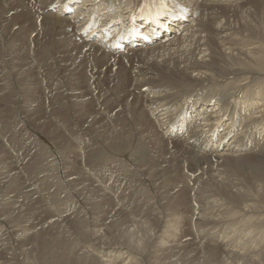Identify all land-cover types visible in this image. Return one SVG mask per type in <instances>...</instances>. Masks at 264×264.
<instances>
[{"label": "bare ground", "instance_id": "bare-ground-1", "mask_svg": "<svg viewBox=\"0 0 264 264\" xmlns=\"http://www.w3.org/2000/svg\"><path fill=\"white\" fill-rule=\"evenodd\" d=\"M53 1L16 0L6 8L4 5H0V11L3 12V18H5V23L0 21L5 25L1 26L0 23V28L7 31V35L5 36L3 31L0 30V57L4 60L21 58L28 61V64H31L33 61L31 59L33 51L38 56V52L40 51L41 53L44 51L46 54H49L51 51L53 55V51L56 52L54 48L61 45L65 50L64 54L67 59H86L85 61L82 60L84 65L80 70L83 76L95 72L97 66L92 65L95 62L98 64L104 61V64L112 60L117 66H122L125 61L123 71L139 93L135 99L138 98L140 101L137 109L133 110V112L130 110L132 113L130 117L127 116V118L129 117L128 125L126 127L123 126L125 128H119L118 132L112 129V131H106L107 133L105 132V134L100 132L105 140L103 139L104 145L102 143L104 154L100 159L101 163L98 167H88V171L86 172L84 165H82L83 152L85 151L75 148L77 150L74 149L73 151L75 152L74 158L79 159L80 164L77 165L75 160L71 164L69 163L70 165L67 166V169L70 176L81 177V179L76 181L77 184L82 180L88 181L89 178L87 176L91 177L92 175L91 181L86 187L88 192L83 197L81 196L80 199H77V202L82 207L85 201L95 200V197H98L97 195L90 197L91 193L97 194L98 192L100 193V190L111 193L112 200L110 203L100 206V215H103V217H117L123 236L131 232L137 239L147 238V245L144 249L140 250L135 245L128 243V241H121V239L101 243L90 240L89 245L87 244L86 246H89L91 251L88 252L85 250L86 248L84 249L81 246L74 253L75 260H82V264H163V261H168V264H198L196 261L197 257H188L190 252L196 248L200 249L199 251L209 250L216 254V260L213 261L215 264H261L262 262L264 264V245L257 247L258 244L264 243L258 241L257 236H254L255 233L251 235L246 233V231H241L242 228L239 225L236 227L229 226L233 222L236 223L237 220H245L246 217H248V220L254 219L253 223L255 224H257L256 222L264 224V174L249 170L247 172L244 171L242 177L238 176L240 161L251 160L259 163L264 161V27L247 21L250 15L255 14L258 10L264 12V0H166L171 9L170 13H167L166 18L159 21L156 25L139 23V33L142 39H139V42H131L125 45L124 49L126 52L122 53L106 51L97 41L85 40L83 36L77 33L81 21L79 20V16L83 13L82 11H75L73 13L71 9L75 5L77 6L76 9H79L81 4H78L76 1L74 3L73 0L67 2L65 8L61 10L63 13L61 15L50 6ZM58 1L63 2L64 0ZM88 1L95 5L94 1L96 0ZM118 1L120 5L122 4V8L118 7V10L123 9L125 11L126 3H122V0ZM99 3L102 5L101 1ZM194 9L200 10V14L190 21L191 11ZM67 10L70 11L67 12ZM180 11L184 12V14L182 15ZM243 15L245 17L248 16V18L245 19ZM179 27L183 28L180 35L161 43L162 38L170 36L173 28ZM70 47L74 48L75 53L69 52L68 49ZM49 56L47 55V57ZM49 60L51 59L49 58ZM39 63L43 64L41 61ZM22 70L24 71V69ZM98 71L100 70L98 69ZM31 76L33 77V75ZM5 81L4 83H6ZM126 83H128L129 88V82L126 81ZM6 85L8 84L6 83ZM133 85L131 86L133 87ZM7 87H11V85ZM82 88L81 85L80 90ZM125 88L127 89L126 86ZM130 88L128 90H131ZM70 91L74 90L71 89ZM128 94H130L129 91L124 96L128 97ZM70 96L72 97V95L68 97ZM55 99L57 100L56 97ZM68 99L70 100V98ZM183 104L186 105L184 110L185 128L181 132L180 130H170L169 121L174 118V115L171 114L173 108L176 106L182 107ZM14 105L15 102L9 101L5 97L3 98V96L0 98V109ZM84 105L82 104V106ZM124 105H122L123 108ZM88 107H92V105ZM235 109L240 112L239 119H241V126L238 129L240 130L238 134L242 135L237 141V136H232L228 138V140H231L228 143L227 141L226 143L222 142L230 125L225 123L223 117L227 112L231 113ZM38 112L40 111L36 113ZM34 113L35 111L31 114L34 115ZM37 117L39 118V116ZM124 117L126 118L125 115ZM30 119L32 120L31 117ZM192 119L194 121L190 122ZM115 121L117 120L115 119ZM84 122L87 123V121ZM214 125H217V130L212 131L211 129ZM35 126V128H38L37 124ZM52 127L54 128V126ZM96 127L94 126L93 128ZM93 128L92 130L99 131ZM94 140L96 141V139ZM62 142L64 143V141ZM50 151L52 152L48 155L50 165L61 164L62 166L63 160L57 152L52 149ZM8 152L6 150V154L3 153L7 156V159L5 157L0 159L9 162L11 157L8 155ZM0 153H2L1 148ZM179 157L182 160L180 164L176 165L175 160L179 159ZM174 164L175 169L173 170L171 167ZM105 165H109L111 168L116 167L117 172H125L124 174L127 176L134 175L136 182L116 184L117 180L114 175L109 172L106 174L100 167ZM187 167L190 173H187ZM231 169L238 174L233 173ZM190 175H195L194 180ZM189 178L193 180L191 181L193 185L196 184L198 186L201 183L199 181L206 178L211 188L225 198L215 191H211L212 195H208L209 191L204 190L202 191L205 192L204 200L207 198L208 201L210 199L214 203L216 199L214 196L218 197L219 195L218 200L220 201L216 200V204L211 208H198L189 204L186 199L191 189L188 185ZM0 182L6 183L8 188L13 186L11 189L13 192H16V195H6L4 200L5 202L7 201L6 203L14 205L19 204L21 197H28V194L34 193L33 191L37 190L33 184L24 185L21 178L17 176L11 178L9 175H2ZM204 183L206 184V182ZM131 189L146 190L147 196L145 199H139L137 203L141 202L143 210L145 208L149 209L148 214H141L143 211L136 209L139 206L135 208L132 206L133 204L119 197L123 192ZM176 189L184 193V197L179 202H176V206H179L180 209L174 210L176 221L170 224L169 221H174L170 217L171 214L169 215L162 209H157V206H154L152 203L158 204L160 201L156 192H159V196L162 195L161 197H163L165 194L171 193ZM68 190H71L69 184ZM217 203L219 207L216 206ZM148 204H151L149 208L146 207ZM223 204L226 206L225 211L220 208ZM155 208L156 211L159 210L157 212L159 213L160 220L155 227H152L149 224V213ZM84 209L87 211L86 208ZM40 216L38 217L42 218ZM179 216L183 218L179 220ZM125 217L129 218L130 221H125ZM189 218L197 219L194 225L189 221ZM3 225L5 228V224ZM195 227L196 231L194 232L193 228ZM57 230H63L68 237V232L60 225L47 232H31L24 235L23 242L20 241L21 249L31 242H37L38 236L41 238V242L47 245L44 247L40 259L38 258L40 256V252L38 251H36V255L33 258L31 257L34 264L60 263L56 257L57 252L54 251L57 246L56 244L60 242ZM88 233L90 234V232ZM46 234H49L48 243L45 239L47 237ZM189 235H193L194 238L188 244V249L184 248V253L174 252V248L168 247V244L166 245V242L169 243L170 237L179 236L180 238ZM40 245L38 243L34 246L36 249H40ZM13 249L15 248L13 247ZM33 249L35 252V248ZM63 250L64 247L62 246L60 251L62 252ZM82 251L87 253L82 254ZM10 255L6 257L8 260H10ZM27 261L29 262V259ZM72 263L77 264L75 262ZM209 264L212 263L209 262Z\"/></svg>", "mask_w": 264, "mask_h": 264}, {"label": "rangeland", "instance_id": "rangeland-1", "mask_svg": "<svg viewBox=\"0 0 264 264\" xmlns=\"http://www.w3.org/2000/svg\"><path fill=\"white\" fill-rule=\"evenodd\" d=\"M15 1L16 0H0V5H4V7L6 8V7H9ZM11 12H14V11H11ZM0 15H1L0 21L5 23V20H4L5 18H3L4 14L2 11H0ZM243 17L245 19L248 18V16L245 17L244 15H243ZM247 21H249L253 24L259 25L260 27H264V12L258 10L255 14H251L249 19H247ZM2 22H0L1 26H4L5 24ZM0 30L3 31L5 36L7 35L6 30H2L1 28H0ZM56 47H55L56 49L54 48V50H56L57 53L53 51V55H52L51 51L50 52L48 51L50 48L47 50V52H49V54H46L44 51L42 52L43 54L45 53L44 55L41 53V51L38 52L39 56H41V57L36 55L37 53H35L33 51L32 55H31V59H33V61L31 64H28V61H26L25 59H21V58L5 59L4 60L0 57L2 59V60L0 59V62H1L0 63L1 64L0 65L1 66L0 67L1 68L0 69V78H1L0 79V82H1L0 83V86H1L0 87L1 88L0 98H2V96H3V98L5 97V99H7V100L15 102L14 106L8 107L11 110L8 109L7 107L4 109H2V108L0 109L1 110V113H0V148L2 151V153H0V158L5 157L7 159V156H5L6 150H8L10 152V153L8 152V155L12 158V159L10 158L9 162H5V160L0 159V178L2 175H5V174L9 175L11 178H13L14 176H17V177L21 178L24 185L25 184H27V185L33 184L36 186V189H37L36 191H33L34 193L28 194L27 195L28 197H25V196L21 197L20 202H19L20 205L19 204L14 205L11 203H6L7 201L5 202V200H4V197H6V195L7 196L8 195H10V196L16 195V192H13V190L11 189L13 186L11 188H8V185L6 183L0 182V242L2 241L5 244L4 245L2 242L0 244V247L2 246L1 248L3 249L2 250L0 248V257H1L0 258V262H1L0 264H29L31 261L32 262L30 264H34L32 258L34 255H36V251L40 252V256H38V258L40 259L42 256V252L44 251V247H46L47 245H46V243L41 242V238L38 236L37 242L42 245V246L40 245V249L39 248L36 249V247H35L38 244L37 242H31V243L27 244L26 246H24L23 249H21V242H23V240L25 238L24 235L25 234L27 235V233H31V232L32 233H43L45 231L47 232V231L51 230L52 228L55 229V227L57 225H60L61 227H63L64 230H66L68 232L67 234L69 237L68 238L66 236V234L64 233L63 230H61V231L57 230L60 242L56 244L57 246H56L54 251L57 252L56 257L59 260L58 262H60L59 264H66V263L74 264L72 262H75L77 264H82V260H80V261L75 260L74 253L77 251L78 248H81V246H83L84 249L86 248L85 249L86 251L90 252L91 248L89 246H86L87 244L89 245L90 240L101 243V242H107L109 240L110 241H117V240L121 239V241H125V242L128 241V243L135 245L140 250L144 249L147 245V241H148L147 238L137 239L133 236V233H131V232H129L128 234L123 236V234L121 232V228H120L121 227L120 222L118 221L119 219L117 217H115V216L114 217H103V215H100V211H101L100 206L106 205V204L111 202V200H112V194L111 193H109L105 190H100V193L98 192L97 194L91 193L90 197L93 195L94 196L97 195L98 197H95V200L91 199V200L85 201L83 204V207H82V205H80L77 202V199L78 198L80 199L81 196L83 197V195L88 192L87 191L88 189H86V187L88 186L89 182L91 181L92 175L90 174L91 177L87 176L89 178L88 181L82 180L81 182H79L77 184L76 181L81 179V177H77L75 175L70 176L69 170L67 169V166H69L75 160H76L75 162L77 163V165L80 164L79 159L74 158L75 152H73V151L75 148L80 149L82 151H85V152H83L84 156L82 159V161H83L82 165H84V169L86 172L88 171V167L89 168L90 167H98V165H100V163H101L100 159L104 154V146H102V143L104 145V141H103L104 136L102 134H105V132L109 131V130L110 131L113 130L115 132H118L120 130L119 128H125L128 125L127 122H128V118L130 117L131 113L133 112V110H135L139 107L140 101L138 100V98L135 99V97H137L139 95V93L134 88V85L131 84L132 83V82H130L131 80H129L126 77V73L123 71V65L126 62L124 61V64L122 66H119V65L117 66L116 63H114V61H112V60L107 61V63H104V64H103L104 61L99 62L98 64L95 62L94 64H92V65L97 66L95 69V72L92 74H88L86 76H83L81 74L80 70H81L82 66L84 65V63L82 61L84 59H82V60L81 59H72V60L67 59V57L64 54L65 50L61 47V45H58ZM68 50L70 53H75L73 47H70ZM35 55H36V57H35ZM47 55L48 56L51 55L52 58H51V56L47 57ZM45 56H46V58H44ZM59 56H61L60 58H62V59H60ZM12 57H13V54H12ZM37 57H38V59H36ZM39 58H40V60H39ZM41 58H42V60H41ZM49 58L51 60H49ZM56 58H58V59H56ZM46 59H48V60H46ZM3 60H4V62H2ZM20 60H22V61L20 62ZM5 61H7V62H5ZM25 61H26V63H25ZM39 61H41L43 64H41V63L38 64ZM49 61H52V62H49ZM110 62H113V63H110ZM100 63H102L101 66H100ZM107 64L109 66L110 65L111 66L109 67ZM28 65H30V66L28 67ZM98 65H99V67H98ZM2 66H4V67H2ZM102 66H104V67H102ZM20 67H22V68L20 69ZM108 67H109V69H108ZM5 68H7L9 70V72L7 69H6L7 71L4 70ZM22 69H24V71ZM98 69L100 71H98ZM106 70H109V71H106ZM110 70H111V72H110ZM108 72H110L111 74ZM31 75H33V77ZM107 75H110V76H107ZM10 78H11V80H10ZM5 79H6V81H5ZM125 80L127 82H129V86L131 87V88L130 87L129 88L131 90H128L129 89L128 83H126ZM4 81L8 85H6V83H4ZM83 81H84V83H83ZM3 84H5V85H3ZM83 84H84V86H83ZM10 85H11V87H7ZM81 85L83 88H85V89L82 88L84 93L82 92V90H80ZM86 85H87V87H86ZM124 85L127 87V89L125 88ZM131 85H133V87ZM122 87H124V88H122ZM69 88H70V90L72 89L74 91L71 92L69 90ZM78 89H79V91H78ZM123 89H124L125 93H124ZM11 90H12V92H11ZM31 90H33V91H31ZM132 90H133V92H132ZM134 90H136V92H134ZM80 91H81V93H83L82 94L83 96L81 95ZM128 91L130 94H128V97H127L126 95H127ZM124 94H126L125 95L126 97L124 96ZM66 95H67V97L69 95H72V97L71 96L68 97V98H70V100L66 97ZM80 95H81V97H80ZM73 96H75V97H73ZM55 97L57 98V100L55 99ZM76 97H77V99H76ZM82 97H83V99L85 98L84 101H83ZM125 98L128 100L127 102H126ZM133 98L135 101L133 100ZM78 99H79V101H78ZM16 101H17V104H16ZM57 101L59 104L58 103L56 104ZM78 102H80V103H78ZM88 102H89V104H88ZM135 102H136V104H135ZM84 103H85V105H84ZM86 103H87V105H86ZM131 103L134 104V107H133V104H131ZM80 104H81V106H80ZM82 104L84 106H82ZM63 105H64V107H63ZM66 105H67V107H66ZM90 105H92V107H88ZM122 105H124V108L122 107ZM93 107H94V109H93ZM81 108L83 109V112H82ZM5 109H6V111H4ZM34 109H36V110H34ZM96 110H97V113H96ZM9 111H12V112L15 111V112L12 114V112L9 113ZM34 111H35L34 115L36 114V116L31 114ZM37 111H40V112L36 113ZM98 113L101 115H99ZM38 114H40L41 116ZM93 115L97 118H95ZM119 115H121V116H119ZM124 115L126 116V118L124 117ZM37 116H39V118ZM52 116H54V117H52ZM85 116L87 119L85 118ZM127 116H129V117L127 118ZM30 117L32 118V120L30 119ZM40 118H41V120H40ZM38 119H39L40 123H38L39 122ZM115 119L117 121H115ZM88 120H90V121L88 122ZM122 120H123V122H121ZM84 121H87V123ZM106 121H107V123H106ZM83 122H84V125H83ZM34 123L37 124L38 128H35L36 124H34ZM48 123H50V124H48ZM101 123H103V124H101ZM114 123H116L117 125ZM118 123H119V125H118ZM52 124H55V125H52ZM106 124H108V125L106 126ZM48 125H50L51 127ZM93 125L95 127L96 126L97 127L93 128L94 127ZM102 125H105L106 127L105 126L102 127ZM52 126H54V128ZM100 126L102 127V130H101ZM108 126H110V127H108ZM123 126H125V127H123ZM92 128L96 129V130L98 129L99 133L97 131L92 130ZM104 128H106V129H104ZM49 129H50V131H49ZM53 129H55V130H53ZM59 130H60V133H59ZM49 132H51L50 133L51 135L49 134ZM52 133H54V134H52ZM40 134L42 137L40 136ZM47 134H49V135H47ZM97 135L99 136L98 138H97ZM55 137H56V139H55ZM94 139H96V141ZM62 141H64V143ZM65 143H67V144H65ZM96 145H97V149H96ZM69 146H70V148H69ZM3 147H4V149H3ZM99 147H101V148H100V151L98 152ZM65 148H67V149H65ZM50 149L57 152L59 157L63 160L62 166H61V164L50 165V163L48 161L49 160L48 155L51 152ZM77 149H75V150H77ZM68 152H69V155H68ZM3 153H5V154H3ZM181 160L182 159L180 157H179V159H176L175 160L176 165L180 164ZM100 167L102 168L103 172H105L106 174H108V172H109V173L114 175L115 179L117 180L115 182L116 184H120L122 182H124V183H129V182L135 183L136 182V177L134 175L133 176L132 175L127 176L124 174L125 172H121V173L117 172L116 167L111 168L109 165H105L103 167L100 166ZM171 169H173V170L175 169V164H174V166L171 167ZM188 169L189 168L187 167L186 171H187V173H190V171ZM249 170H253L254 172L264 174V161H262L261 163L251 161V160L240 161L239 162V171H238L239 174L234 172L233 169H231V171L233 173L238 174V176H240V177H242V175H244V171L247 172ZM122 173L124 175H118V174H122ZM114 177H112V178L114 179ZM190 177L194 180L195 175H190ZM191 178H189V180H188V185L191 187V189L189 190V196L186 194L187 195V197H186L187 202H189V204H192L193 206L198 207V208L214 207V204H216V202H217L216 200L219 199V195L220 196H222V195L219 192H217L216 190H214L213 188H211V186H210L209 182H207L206 178L199 181V183L203 182L202 184L198 183L199 186L196 184L193 185L191 182L193 180ZM203 180H205V181H203ZM204 182H206V184ZM68 184H69L71 190H68ZM139 190H141V189L126 190L119 197L124 198L127 202H130L131 204H133L132 206H134L135 208H136V206H139L136 209L138 211L142 210L143 212L141 214H143V213L148 214L149 209L147 210V208H145V210H143L144 208L142 209L141 202L137 203L139 199L140 200L145 199V197L147 196V192H146V190H143V191L142 190L139 191ZM204 190L209 191L208 195H212L211 191H215L219 194L218 197L214 196L216 198L214 200L215 201L214 203H212V201L210 199L208 201L207 198H205V200H204L205 192H202ZM199 191L202 193H200ZM156 194L159 197L160 201L158 202V204H156L154 202L152 204H154V206H157V209L158 208L162 209V210L166 211L169 215L171 214L170 217L172 219H174V221L171 220V221H169V223L170 224L174 223L176 221L175 220L176 216L174 214V210L180 209L179 206H176L177 205L176 202H179L180 199H182V197H184V193L180 192L179 189H176V190L172 191L171 193L165 194L163 197H161L162 195L159 196V192H156ZM202 194H203V196H201ZM223 198H225V197H223ZM131 200H132V202H131ZM218 201H220V200H218ZM225 204H226V202H225ZM225 204H223L220 207L221 210H223V211L226 210ZM227 204H228V202H227ZM150 205L151 204H148V206H146V207L149 208ZM211 205H213V206H211ZM216 206L219 207L218 203ZM84 208H86L87 211H85ZM152 210L153 211H150V213H149V221H150L149 224L152 227H155L158 224V221L160 220V216L158 215L159 213L157 212L159 210L156 211V208L152 209ZM150 214H152V215H150ZM38 216H40L42 218H39ZM170 217H168V218L170 219ZM182 218L183 217L179 216V220ZM72 219H73V221H71ZM124 220L130 221L129 218L128 219L126 218ZM236 220H234V221H236ZM250 220H253V221H250ZM250 220H248V217H246L245 220L244 219H241L239 221L237 220L236 223L233 222V220H232L233 223H231V225H229V226L236 227L239 225V227L242 228L241 231H246V233H249L251 235H252V233L253 234L255 233L254 236H257L256 238L258 239V241L264 243V226H263L264 224L258 223V222H256L257 224H255V223H253L254 219H250ZM181 221H183V220H181ZM189 221L192 222V224L194 225L195 222L197 221V219L189 218ZM244 221H245V223H244ZM152 222H154V223H152ZM155 222H157V223H155ZM3 224H5V226H6L5 228H4ZM6 228H7V230H6ZM97 230H99V231H97ZM252 230H254V231H252ZM193 231L194 232L196 231V227L193 228ZM88 232H90V234ZM48 235L49 234H46L47 237H45V239L47 240L46 241L47 243H48V239H49ZM193 238H194L193 235L180 237V238H179V236L170 237V240L168 241L169 243L166 242V245L168 244L167 245L168 247L174 248V252L184 253L185 252L184 250L188 249L187 246H188V244H190V242H192ZM63 243H64V245H63ZM259 245L263 246L264 244H258L257 247H260ZM10 246H12V247H10ZM62 246L64 247V250L61 252L60 250H61ZM7 247H8V249L9 248L13 249V247L15 249H13V251H12V249L8 250ZM33 248H35V252H34ZM19 249H20V251H19ZM71 250H73V251H71ZM190 250H191V248H190ZM199 250L200 249L195 248L192 252H190L188 257H197L196 261L198 264H209V262H211L212 264H215V262H213V261L216 260V254L212 253V251H209V250H203V251H199ZM58 252H61V253H58ZM81 253L85 254L87 252L82 251ZM12 254H14V255L12 256ZM9 255H10V260H8L6 258ZM67 258H69V259H67ZM70 258H72V259H70ZM28 259H29V262L27 261ZM162 260H168V259H162ZM165 263L168 264V261H163V264H165ZM261 264H263V262Z\"/></svg>", "mask_w": 264, "mask_h": 264}]
</instances>
